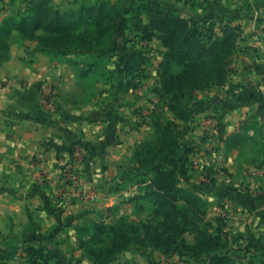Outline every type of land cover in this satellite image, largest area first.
Masks as SVG:
<instances>
[{"label":"crops","instance_id":"0c3cea01","mask_svg":"<svg viewBox=\"0 0 264 264\" xmlns=\"http://www.w3.org/2000/svg\"><path fill=\"white\" fill-rule=\"evenodd\" d=\"M13 1L0 0V23L16 7ZM171 2L186 18H197L205 8L238 18L242 37L228 84L199 92L191 105L193 121L179 140L189 157L181 182L209 201L208 221L225 219L237 264H264V178L250 173L264 166V0H197L195 7ZM12 36L11 58L0 67V251L32 230L44 238L37 246L50 240L67 258L93 264L78 247V228L111 224L120 215L137 222L145 210L147 201L141 200L143 192L131 180L126 161L152 132L163 57L159 63L152 60L140 88L116 100L105 92L85 103L71 59L52 61L36 43L19 44L18 33ZM154 42L163 56L158 40L148 46ZM49 95L53 107L45 105ZM77 149L87 158L82 180L94 201L68 197L71 187L62 174ZM41 177L47 180L44 186ZM185 239L194 242L192 235ZM0 264H26L25 253L20 250ZM112 264L198 263L132 246Z\"/></svg>","mask_w":264,"mask_h":264},{"label":"trees","instance_id":"16d2710c","mask_svg":"<svg viewBox=\"0 0 264 264\" xmlns=\"http://www.w3.org/2000/svg\"><path fill=\"white\" fill-rule=\"evenodd\" d=\"M20 2L21 6L12 9L0 23V67L11 58L15 32L19 44L37 43L39 53L52 61L81 56L83 65L71 59L82 89L81 102H92L105 92L116 99L140 88L152 64L148 44L156 39L165 49L159 65L160 110L151 113L152 132L132 149L128 159L130 178L143 192L141 200L151 201L152 216L133 222L120 215L111 224L80 226L76 234L83 257L93 264H112L137 246L145 252L160 251L167 258L187 257L198 264H237L228 246L225 219L207 221L209 201L182 185L189 157L179 140L193 121L191 105L198 93L223 88L229 82L242 37L238 18L216 11L211 14L206 8L196 13L197 18H186L171 0H137L133 4L123 0H74L69 9L53 0ZM184 3L195 7L197 1ZM215 19L219 25L214 24ZM131 35L140 48L128 47ZM98 85L109 86V90L97 89ZM166 113L172 117L166 118ZM188 234L194 237L192 244L185 239ZM43 239L29 230L22 240L6 244L0 260H13L23 250L26 264L81 262L51 247L50 240H46V246H37Z\"/></svg>","mask_w":264,"mask_h":264},{"label":"built area","instance_id":"2783aa9c","mask_svg":"<svg viewBox=\"0 0 264 264\" xmlns=\"http://www.w3.org/2000/svg\"><path fill=\"white\" fill-rule=\"evenodd\" d=\"M3 86L0 84V90ZM53 100L49 96L46 97L45 105L53 107ZM86 155L81 149H77L73 156V161L71 164L65 167L62 177L64 181L71 187V193L68 195L69 199H87L89 201L95 200V195L89 194L84 187L82 180V167L86 163ZM250 173L257 178H264V166L259 168L250 169ZM47 182L45 177H41L40 184L45 185ZM228 232L227 228L224 229Z\"/></svg>","mask_w":264,"mask_h":264},{"label":"rangeland","instance_id":"374dc122","mask_svg":"<svg viewBox=\"0 0 264 264\" xmlns=\"http://www.w3.org/2000/svg\"><path fill=\"white\" fill-rule=\"evenodd\" d=\"M20 1H22V0H17V4H16V6L18 7V5L19 6H21L20 4H18ZM73 1L74 0H60V1H58V3H56V5L57 6H59V7H61V8H63V9H69V8H71L72 6H73ZM125 3H129V4H133L134 2H136L137 0H123ZM197 1V0H196ZM78 2H80V0H78ZM21 3V2H20ZM75 7L77 6V5H74ZM17 7H15V8H17ZM14 8V9H15ZM191 11V10H190ZM182 12H184V14L187 16V15H189V11H188V9L186 8V9H184ZM12 38H13V36H12ZM130 38H131V40L132 41H130L129 43H128V47L129 48H140V47H138V43H134V42H137L135 39H134V35H131L130 36ZM19 39V37H17V39H16V41ZM153 41H155V39L153 40ZM152 41V42H153ZM37 44V43H36ZM157 43H152V46L151 47H149L150 49H151V51H150V56H151V58H152V60H154L155 61V63H159V61H160V59H161V57H163V56H161V51H160V48H157V47H159V45L157 46L156 45ZM140 46V45H139ZM116 59H117V57H115ZM71 59L73 60V61H76V62H79L81 65H83L81 62H82V57L81 56H73V57H71ZM97 89H102V90H105V89H107V90H109V86H103V85H98V87H97ZM80 90L82 91V89L80 88ZM159 96L157 97L158 99H155V100H157L156 102H158L157 104H159V106L161 107V103H160V94H158ZM97 98V97H96ZM95 98V99H96ZM94 99V100H95ZM117 99V98H116ZM116 99H114L113 98V100H116ZM93 100V101H94ZM160 110V109H159ZM159 110H157V111H159ZM141 117V116H140ZM165 117L166 118H170V117H172L171 116V114L170 113H166L165 114ZM126 167H127V169L128 170H132V168L129 166V162L128 161H126ZM147 201V203H146V205H145V210H144V212L140 215V218L141 219H143V220H145V219H148V218H150L151 216H152V213H151V207H152V204H151V201L150 200H146ZM140 219V220H141ZM139 220V221H140ZM208 221V220H207ZM225 228H227V227H225ZM228 233H229V231H228ZM233 251V253L232 254H234V255H237L238 253H236V251L233 249L232 250ZM174 256V255H173ZM238 256V255H237ZM177 260H178V258H176ZM188 259L189 258H187L186 257V263H187V261H188ZM191 260H193V259H191ZM194 262H197V260H193ZM180 262H185V261H180ZM198 263V262H197Z\"/></svg>","mask_w":264,"mask_h":264}]
</instances>
